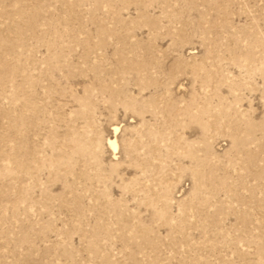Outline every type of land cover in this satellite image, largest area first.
I'll return each mask as SVG.
<instances>
[{
    "label": "rangeland",
    "instance_id": "1",
    "mask_svg": "<svg viewBox=\"0 0 264 264\" xmlns=\"http://www.w3.org/2000/svg\"><path fill=\"white\" fill-rule=\"evenodd\" d=\"M0 264H264V0H0Z\"/></svg>",
    "mask_w": 264,
    "mask_h": 264
},
{
    "label": "bare ground",
    "instance_id": "2",
    "mask_svg": "<svg viewBox=\"0 0 264 264\" xmlns=\"http://www.w3.org/2000/svg\"><path fill=\"white\" fill-rule=\"evenodd\" d=\"M110 144H111L112 148L116 151L117 147H118L116 140L115 141H110Z\"/></svg>",
    "mask_w": 264,
    "mask_h": 264
}]
</instances>
